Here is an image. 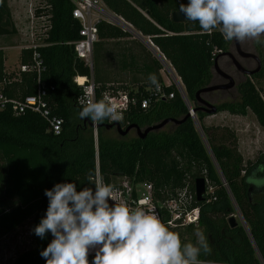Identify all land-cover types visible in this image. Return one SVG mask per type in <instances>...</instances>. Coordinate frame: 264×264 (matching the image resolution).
Instances as JSON below:
<instances>
[{"label": "trees", "instance_id": "trees-1", "mask_svg": "<svg viewBox=\"0 0 264 264\" xmlns=\"http://www.w3.org/2000/svg\"><path fill=\"white\" fill-rule=\"evenodd\" d=\"M101 1L159 48L194 105L198 90L221 83L214 69V58L231 51L233 41H226L216 29L212 33L203 32L198 22L173 21L172 12L179 10L181 4L187 5L189 0ZM72 9L70 0H44V6L35 11V16H44L48 21L42 44L36 49L23 47L20 54L24 65L32 61L34 50L38 52L43 66L40 78L47 86L51 111L63 120L61 133L54 135L47 131L46 121L36 113L15 115L9 106L0 109V237L29 222L33 243L11 264H45L40 252L53 237L47 233L40 239L33 232L48 207L44 190L67 182L75 183L78 191L83 187L94 189L97 167L103 182L114 187L119 186L118 177L138 184L149 183L156 204L177 199L185 190L191 196L187 210L198 209L196 223H185L182 217L173 218V213L163 205L159 213L162 223L179 235L182 246L195 244L197 231L204 233L212 252L201 253L200 264H264V187L256 188L247 183V177L257 164L244 162L233 132L201 124L208 114L196 113L203 136L189 117L180 124L168 123L151 131L143 139L136 133L128 138V134L120 135L116 131V136H109L112 129L100 126L95 143L93 127L78 115L81 106L77 98L81 87L73 79L76 75L88 76L90 71L76 57L70 44L80 38V23L72 17ZM15 32L7 0H0V36ZM124 36H128V32L120 27L105 21L98 23V39ZM248 47L263 59L264 44L253 40ZM95 58L94 55L93 75ZM217 63L222 71L229 73L221 56ZM262 76L263 69L252 76L244 75L236 85L237 100L214 103L217 94L230 92L233 87L201 93V98L215 105L217 112L245 116L251 111L264 129V99L252 81ZM36 78L35 71L20 70L16 79L7 75L4 52L0 48V93L16 99L32 95L36 92ZM157 78L161 82V78ZM95 83L98 98L108 89L125 90ZM165 89L174 91V97L152 102L145 109L132 107L124 113L120 125L136 124L145 129L166 118L183 119L187 109L179 94L172 86ZM143 91L144 88H140L137 94ZM107 123L108 119L100 124ZM262 162L260 164H264V157ZM90 172L93 175L90 176ZM197 177L206 180L203 201L195 197ZM237 212L244 225L237 221L238 225L231 228L227 219ZM94 255L95 251L90 250L89 264Z\"/></svg>", "mask_w": 264, "mask_h": 264}, {"label": "clouds", "instance_id": "clouds-1", "mask_svg": "<svg viewBox=\"0 0 264 264\" xmlns=\"http://www.w3.org/2000/svg\"><path fill=\"white\" fill-rule=\"evenodd\" d=\"M179 12L185 20L198 22L201 30L212 33L219 28L226 41L254 40L264 44V0H189ZM148 81L160 91L156 74ZM80 119L95 124L106 119L120 121L116 106L80 96ZM93 175V173H89ZM247 183L264 187V164H258ZM114 186L101 179L92 187L77 190L75 183H57L45 189L48 207L33 232L40 239L51 233L53 239L40 252L45 264H200L201 253L212 248L202 231L195 233V244L181 245L179 235L169 230L155 215L142 207L130 210L126 204H110Z\"/></svg>", "mask_w": 264, "mask_h": 264}, {"label": "built area", "instance_id": "built-area-1", "mask_svg": "<svg viewBox=\"0 0 264 264\" xmlns=\"http://www.w3.org/2000/svg\"><path fill=\"white\" fill-rule=\"evenodd\" d=\"M70 1L73 4V9L71 11L72 17L77 19L80 23V38L71 42L70 44L73 45V50L76 57L81 59L90 71V75L88 76L76 75L73 79L76 85L81 87V93L78 98L83 95L97 102L103 100L110 105L116 106L117 110L123 116L124 113L130 110L132 107L139 106L140 108L145 109L152 102L159 101L160 99L173 98L175 92H167L165 89L167 86H172L174 90L179 94L187 109V112L192 117L195 126L197 127V129L201 130L200 126L198 125V121L196 120V114H194L193 112L194 104L189 100L184 84L182 83L180 77L177 75L171 63L167 60V58L157 46L154 47V52L169 77V80L167 79V83L163 81L159 82V92L155 90V86L153 85L145 88L143 94L142 92H139V95L137 94L138 90L133 91V94L130 95L126 90L114 91L113 89H108L106 91H103L98 98L96 94L97 84L93 79L92 58L93 46L94 43L98 40V23L101 21H105L109 24L120 27L126 32L127 30H131L134 34H138L135 33L136 31L131 26V24L125 21L121 16L108 10L101 0ZM216 30H219V28H217ZM38 40L39 42L31 43L26 47H32L33 49H36L37 46L42 44V39L38 37ZM215 52L216 50L214 51V53ZM42 70V60L40 59L38 52L34 50L32 54V61L28 64L22 65L21 71L36 72V92L21 99L7 98L2 93H0V109H4L9 106L11 111L15 115L24 114L28 111L36 113L46 121L47 131L53 133L54 135H59L62 130L63 120L61 117L53 114L51 111L49 101L47 100V86L45 82L40 78ZM110 86H113V84ZM111 122L114 121L108 119V123ZM93 133L96 143L97 129H95L94 127ZM99 179L101 178L99 176L97 167L95 181ZM125 179L126 184H124L122 187H120V185L118 187H114L113 201H109L110 204H126L130 208V210H135L138 207H142L146 212L155 214L161 222L162 220L159 213V207L163 205L173 213V218H183L184 215L187 223L197 222L199 216L198 209L195 208L192 210H187V207L191 201V196L187 195L185 190L179 193L177 199L170 200L165 204H156L153 201L151 185L149 183L143 182L138 184L127 178ZM181 213H183L182 216Z\"/></svg>", "mask_w": 264, "mask_h": 264}, {"label": "rangeland", "instance_id": "rangeland-1", "mask_svg": "<svg viewBox=\"0 0 264 264\" xmlns=\"http://www.w3.org/2000/svg\"><path fill=\"white\" fill-rule=\"evenodd\" d=\"M9 4L11 9L15 11V13L17 12L19 16V22L17 21L18 33L15 38H22L23 45L39 42L38 37H41L40 39H42L48 21L44 16H35V11L44 6V0H9ZM20 13H22V19L20 18ZM127 32L137 37L131 30H127ZM248 45L247 41L242 42V46L245 50H251ZM19 52L20 47L15 43L11 42L10 45L4 46L6 69L19 68ZM262 53L263 76L262 78H252V81L264 99V49ZM246 64L248 67L255 65L253 62L250 64L249 62H246ZM159 65L165 80H169L163 65ZM15 71H17V69ZM231 75L235 79V86L230 92L217 94L214 102L215 104L223 100L238 99L239 94L236 85L239 81L244 79V75L238 72H232ZM196 120L198 121L199 126L202 124L205 127H218L219 129H228L233 132L236 138L237 149L241 153L245 163L258 165L262 162L264 157V129L258 124L251 111H248L245 116L233 115L226 111H220L212 115H206L201 120V124L197 116ZM198 131L202 135V131L200 129H198ZM134 135L135 131L132 130L127 136L128 138H131ZM109 136H116L115 129H112L109 132ZM116 181L120 187L126 184V179L124 177H118ZM234 216L238 222L242 220L239 212L234 214ZM183 221L187 223L184 215ZM32 245L29 222H25L23 225L0 237V264H11L19 253L29 249Z\"/></svg>", "mask_w": 264, "mask_h": 264}, {"label": "crops", "instance_id": "crops-1", "mask_svg": "<svg viewBox=\"0 0 264 264\" xmlns=\"http://www.w3.org/2000/svg\"><path fill=\"white\" fill-rule=\"evenodd\" d=\"M7 3L16 32L14 34L1 35L0 48L4 52V46L10 45L11 42L20 47L19 68L6 69L4 53L5 72L7 75H13V79H16L21 70L20 66L23 65L20 61L21 49L27 45L22 44V38H15L18 33L17 24L19 16L17 12L15 13L11 9L9 0H7ZM20 18L22 19V13H20ZM136 32L139 33L138 31ZM136 36L128 33V36L116 39L99 37L98 41L94 44L95 46H93L92 55V58L94 55L96 57L95 73L93 75V79L96 82L108 86L113 84V87L125 89L127 92L136 91L150 86L148 76L150 73H154L157 77L161 78V81L167 83L168 80H165L162 71L157 69L160 62L154 52L155 45L150 42L151 40L148 36L140 33ZM16 69L18 72L15 71Z\"/></svg>", "mask_w": 264, "mask_h": 264}, {"label": "water", "instance_id": "water-1", "mask_svg": "<svg viewBox=\"0 0 264 264\" xmlns=\"http://www.w3.org/2000/svg\"><path fill=\"white\" fill-rule=\"evenodd\" d=\"M171 17H172V20L175 22H188L187 20H185L186 18L184 17L183 13H180L179 10L173 11L171 14ZM135 33H137V32H135ZM137 34L139 35V33H137ZM233 44H234L237 52L241 56L254 58V60L256 61V67L252 70L246 69L245 67H243L239 63V61L234 57V55L231 52H224V53L218 54L214 58V69H215L217 74H219L221 77H223L227 81L225 83H222V84L207 86V87H204V88L198 90L196 92V105H194V107H193L194 114H196L197 112H200V111L204 112L208 115H212V114L217 113V107L215 105L203 100L201 98V93L209 92V91H213V90L229 89V88H232L235 86V79L231 75H229L228 73L222 71L220 69V67L218 66L217 60L220 56H223V55L229 56L232 59L237 70L240 73H242L243 75L251 76V75L258 73L261 70L262 60L259 56H257L254 53H251V52L243 51L240 47V43L237 41H233ZM189 117L192 119L190 114L187 112L183 119L166 118L157 124L146 127L145 129L140 128L136 124H129L126 127H122L120 125V123L117 121L107 123L105 125H103V124H98V125L95 124L94 125V123L90 119L85 118L84 122H86L91 127H94L95 129L99 128L100 126H104L108 129H115V131L120 135H126L130 131L134 130L135 133L138 135V137L143 139L151 131L159 130L168 123L180 124L183 120H185L186 118H189ZM194 188H195L196 200L197 201H203L206 197V180H205V178L204 177H197L195 179V187ZM227 221H228L231 228L236 227L238 225V222H237L234 215H230L228 217ZM241 223L244 225L243 218L241 220Z\"/></svg>", "mask_w": 264, "mask_h": 264}, {"label": "flooded vegetation", "instance_id": "flooded-vegetation-1", "mask_svg": "<svg viewBox=\"0 0 264 264\" xmlns=\"http://www.w3.org/2000/svg\"><path fill=\"white\" fill-rule=\"evenodd\" d=\"M245 41H247V44H252V42H253V40H251V39H248V40H245ZM242 42V41H241ZM240 43V42H239ZM240 47H241V49L243 50V51H245V52H251V53H254V54H256L257 56H259L255 51H251V50H244L243 49V46L240 44ZM229 52H231L233 55H234V57L239 61V63L243 66V67H245L246 69H249V70H252V69H254L255 67H256V61L254 60V58H252V57H243V56H241L238 52H237V50H236V48H235V46H234V44H233V48H232V50L231 51H229ZM260 57V56H259ZM221 58L224 60V61H226V63H227V67H228V74L229 75H231V73L232 72H238V73H240L238 70H237V68L235 67V65H234V63H233V61H232V59L229 57V56H227V55H223V56H221ZM261 58V57H260ZM261 60H262V68H261V70L263 69V59L261 58ZM246 62L248 63L249 62V64L250 63H255V65L254 66H247V64H246ZM243 63H245V64H243ZM260 70V71H261ZM259 71V72H260ZM258 72V73H259ZM242 74V73H241ZM219 75V74H218ZM220 76V75H219ZM232 76V75H231ZM252 76V75H251ZM221 77V76H220ZM233 77V76H232ZM234 78V77H233ZM227 80L226 79H224L223 77H221L220 78V84H222V83H225Z\"/></svg>", "mask_w": 264, "mask_h": 264}, {"label": "bare ground", "instance_id": "bare-ground-1", "mask_svg": "<svg viewBox=\"0 0 264 264\" xmlns=\"http://www.w3.org/2000/svg\"><path fill=\"white\" fill-rule=\"evenodd\" d=\"M81 80V79H80Z\"/></svg>", "mask_w": 264, "mask_h": 264}]
</instances>
